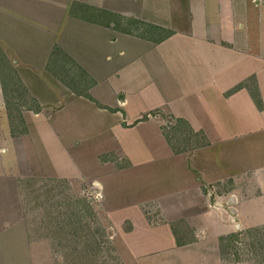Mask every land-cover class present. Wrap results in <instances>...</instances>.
Masks as SVG:
<instances>
[{
    "label": "crops",
    "instance_id": "0c3cea01",
    "mask_svg": "<svg viewBox=\"0 0 264 264\" xmlns=\"http://www.w3.org/2000/svg\"><path fill=\"white\" fill-rule=\"evenodd\" d=\"M73 6L70 0H2L0 27L5 37L1 40L8 42L22 64L14 68L18 81L44 111L53 110L49 99L54 94L42 74L63 96L61 113L52 114L53 118L69 108L75 120L95 117L99 135L118 139L115 130L121 133L122 155L132 168L105 170L101 180L123 173V183L133 186V199L123 205L125 214H136L128 216L131 233L123 238L133 258L131 264H137L139 257L167 255L191 246L190 240L181 237L186 245L177 244L171 223L151 225L137 213L139 205L153 201L152 192L161 203V197H156L159 186L142 183L138 187L129 181L137 167L143 169L135 178L157 175V170L171 172L162 186L170 187L169 196L190 187L201 190L197 171L208 184L219 183V187L231 179L235 193L238 177L245 174L249 190L259 191V196L248 201L264 199V0H101L98 8L88 7L104 18L119 15L164 31L157 36L155 31L144 33L145 37L122 28L116 32L111 21L84 19ZM165 32L171 34L159 39ZM55 50L58 55L54 57ZM52 63L61 79L62 75L78 77L75 68L82 71L88 89L73 91L51 73ZM251 78L262 100L260 109L246 88L226 97L234 86ZM86 111L92 117H86ZM168 119L185 121L195 133L204 134L208 145L189 156L175 152L164 135L163 127L172 125L166 124ZM161 160L164 168L156 169L155 162ZM221 197L216 195V203L223 204ZM216 203V210L209 202L205 208L197 207L195 216L185 222L208 225L207 215L214 214L223 221L230 217L233 223L234 215Z\"/></svg>",
    "mask_w": 264,
    "mask_h": 264
},
{
    "label": "rangeland",
    "instance_id": "374dc122",
    "mask_svg": "<svg viewBox=\"0 0 264 264\" xmlns=\"http://www.w3.org/2000/svg\"><path fill=\"white\" fill-rule=\"evenodd\" d=\"M70 1H74L73 7L79 5L80 9L77 10L80 13L83 10L88 12L85 17L91 19L94 16L102 23L111 21L116 32L127 28L135 35L143 31L150 33L146 32L150 30L148 27L136 30L131 18L119 15L97 17L99 15L89 8H98L101 0ZM2 31L0 27V264H131L133 258L123 238L131 233L128 216L136 214H125L123 205L130 204L129 199H133V186L123 183L122 178L125 177L122 172L108 181L101 180L105 170L107 173L111 169L132 168L129 160L122 155L124 151L119 142L121 133L115 130L119 140L112 135H99L96 132L97 120L90 118L92 112L88 111L85 113L90 118L88 121L75 120L69 108L59 118H53L52 114L61 113L64 98L42 74L41 79L54 94L49 99L53 110L44 111V107L18 81L14 68L22 64L14 56L8 42L1 40L5 37ZM154 35L159 34L155 32ZM53 55H58L56 50ZM55 65L50 64L51 73L73 91L79 93L88 89L89 84L82 71L75 68L78 77L74 75L70 79L62 75L61 79ZM245 88L251 97V92L256 93L262 107L258 88L254 87L252 79L234 86L231 91L235 90L226 93V97ZM38 106L40 110H36ZM79 113L82 116V112ZM167 123L172 125L163 127L164 135L172 150L187 149L182 153L189 156L194 151L189 149L199 140L190 137L187 127L174 120L168 119ZM78 124L80 127L75 126ZM164 160L155 162L156 169L164 168ZM134 161L137 163L140 160L137 158ZM140 169L143 167L132 171L129 175L132 180L129 181L138 187L143 186L142 183L159 186L157 193L160 194L156 197H161L158 200L161 203L154 200L155 194L152 192L153 201L139 205L137 213L143 215L151 225L171 223L177 238L190 240L191 246L168 252L167 255L139 257L137 264H255L246 261L249 256L243 239L237 243L238 249L247 253L241 262H235L234 256L220 249L221 238L227 239L233 233L264 227V199L254 203L248 201L253 196H259L258 190H249L248 176L244 174L238 177L236 193L231 192L229 197L223 193L220 195L225 209L229 211L230 206H226V203L232 195L237 194V204L233 208H236L239 218L234 216L232 223L230 217L223 221L212 214L207 215L210 224L196 223L191 227L184 219L194 217L197 207L205 208L209 202V206L216 210L214 204L217 198L211 200L212 192L205 187L201 190L190 187L187 192L178 191L176 195L169 196L172 191L170 187L162 186L168 183L167 179L170 180L171 172L169 174L164 170L160 173L157 170V175L143 177L140 173L139 178H135L142 172ZM163 193L167 197L162 198ZM237 223L239 228L236 227Z\"/></svg>",
    "mask_w": 264,
    "mask_h": 264
},
{
    "label": "trees",
    "instance_id": "16d2710c",
    "mask_svg": "<svg viewBox=\"0 0 264 264\" xmlns=\"http://www.w3.org/2000/svg\"><path fill=\"white\" fill-rule=\"evenodd\" d=\"M76 5H77V3H76ZM79 12H80V10H79ZM82 14L83 15H81V16L84 17V19L90 20L91 22H95V23L96 22H101V21L95 19V17L92 16V15H91L92 16L91 19L89 17H85L88 14L87 11L83 10ZM97 17L100 18V16H97ZM131 22H132V24L134 26H136V30H139L140 27H143V28L148 27L150 30H146V32L150 31V33H151L152 31H155V32H157L159 34L160 31H163L160 28H157V27L155 28V27H153L151 25H148V24L136 21V20H132ZM107 25L109 26L110 24L108 23ZM122 29L124 30V32H126L128 34L135 35L131 31V29H126V28H122ZM160 33H162V32H160ZM143 34H144V31L141 32V34H136V36L145 37V36H143ZM145 34H147V33H145ZM170 34L171 33L167 32L165 35L161 36L159 39L163 40L164 38H166ZM161 40H159V41H161ZM234 90H232V91H234ZM251 94H252V98L254 99V101H256V104L258 105V107L261 108V103H260L259 98L257 99L256 93L255 92H251ZM82 96L94 101L98 106L102 107V105H100L98 102H96L91 96H89L87 94H83ZM40 108L41 107L38 106V108H36V110H40ZM142 119L144 121L147 120V116L143 117ZM176 122L179 125H183L185 128L187 127L186 129L188 130V133H189L190 137H192L194 139L197 138L199 140L197 142V144L192 145V147L189 149V151H193V150H195V149H197L199 147L208 145V141L206 140L205 136H203L202 133H195L193 130H191V128L187 125V123L185 121L181 120V119L180 120L179 119L175 120V123ZM167 141H168V139H167ZM186 150L187 149H184L181 152H186ZM174 151L175 152H180L179 150H174ZM194 173H195V176H196L197 180L201 183V185L203 187H205V189L208 192L209 191L212 192L211 197H210L211 200H213L216 197V195H218V194L221 195L222 193H224L225 195H229V193L232 190V187H231L232 180L231 179L228 180V182H226L222 187H219L221 184H219V183L208 184L203 179L201 174H199L197 171H194ZM242 239L244 241L243 243L246 244V246H247L245 251L248 253L249 258H251V261H250L249 258L246 261H248L249 263L252 262V263H255V264H264V227H262V228H252V229H247V230H245L243 232L240 231V232H237V233H233L227 239L221 238L220 249L224 250L226 254H231L232 256H234L235 262H241L242 261V257L247 254L245 251H242V250L238 249V247H237V243H240V240H242ZM176 242H177V244L179 246L186 245L180 239H178L177 236H176Z\"/></svg>",
    "mask_w": 264,
    "mask_h": 264
},
{
    "label": "water",
    "instance_id": "95a60500",
    "mask_svg": "<svg viewBox=\"0 0 264 264\" xmlns=\"http://www.w3.org/2000/svg\"><path fill=\"white\" fill-rule=\"evenodd\" d=\"M235 203H236V197H235V195H232V196L230 197V199L227 201L226 206H230V208H229L230 213H231L232 215L236 216V219H237V218H238L237 215H236L237 212H236L235 208H233V205H234ZM216 204L219 205L220 207L225 206L224 204H222V203H220V202H218V203H216ZM236 227L239 228V223L236 224Z\"/></svg>",
    "mask_w": 264,
    "mask_h": 264
}]
</instances>
